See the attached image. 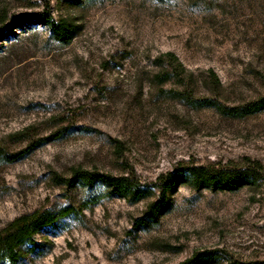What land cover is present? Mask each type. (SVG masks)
<instances>
[{"label": "rangeland", "instance_id": "1", "mask_svg": "<svg viewBox=\"0 0 264 264\" xmlns=\"http://www.w3.org/2000/svg\"><path fill=\"white\" fill-rule=\"evenodd\" d=\"M75 25L68 43L39 21ZM0 230L24 213L70 208L14 264H264V0H0ZM174 53L185 71L157 78ZM209 70L217 76L210 80ZM213 102V103H209ZM260 161L235 191L179 183L156 219L148 202L101 182L69 186L82 167L141 184L181 164ZM0 264H11L2 261Z\"/></svg>", "mask_w": 264, "mask_h": 264}, {"label": "trees", "instance_id": "2", "mask_svg": "<svg viewBox=\"0 0 264 264\" xmlns=\"http://www.w3.org/2000/svg\"><path fill=\"white\" fill-rule=\"evenodd\" d=\"M73 1V0H70ZM31 21H39L46 24L54 37L63 43H68L75 32V25L59 20L55 21L46 11L33 16H26L13 22L7 27V32H12L13 27ZM3 37V34H0ZM164 57L168 64L171 65V71L164 70L156 75L157 78H169L171 76L180 77L185 67L178 60L174 53H166ZM210 80H217L216 74L209 70ZM213 103V102H209ZM219 108L232 116H242L253 113V111L264 108V95L245 104L233 107H224L218 104ZM243 165H204V164H181L176 166L172 171L160 174L156 177L155 182L151 184H141L133 174L114 176L109 173H103L96 170H88L82 167L73 169L72 175L63 179L69 186L81 183L83 185L93 186L97 182H101L115 196L125 198L130 202H136L140 199H151L156 194L154 200L148 202L145 215L150 219H156L160 211L167 205L169 196L176 191L179 183L188 182L192 188L202 189L209 188L213 191L228 190L235 191L243 185L257 184L261 178L263 167L260 161L247 160ZM72 209L63 208L58 212L50 210H39L31 213H24L16 217L5 228L0 230V263L8 261L11 264L16 263L25 253L24 247L28 244L33 245L34 236L43 228L52 226L59 217L70 214ZM213 258L211 251H201L193 254L191 257L181 261L178 264H203ZM230 264H255V263H230Z\"/></svg>", "mask_w": 264, "mask_h": 264}]
</instances>
